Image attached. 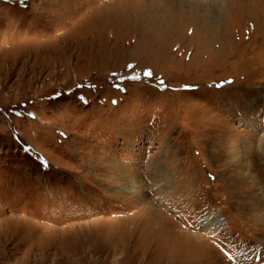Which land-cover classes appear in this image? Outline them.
I'll return each mask as SVG.
<instances>
[{
    "label": "rangeland",
    "instance_id": "374dc122",
    "mask_svg": "<svg viewBox=\"0 0 264 264\" xmlns=\"http://www.w3.org/2000/svg\"><path fill=\"white\" fill-rule=\"evenodd\" d=\"M0 264H264V0H0Z\"/></svg>",
    "mask_w": 264,
    "mask_h": 264
},
{
    "label": "bare ground",
    "instance_id": "6f19581e",
    "mask_svg": "<svg viewBox=\"0 0 264 264\" xmlns=\"http://www.w3.org/2000/svg\"><path fill=\"white\" fill-rule=\"evenodd\" d=\"M207 221H209V222H212V221H215V222H217V224L219 225V226H217V228H216V230H219L220 228H222V223H221V221L218 219V216L217 215H215V214H211V215H209L207 218ZM221 223V224H220Z\"/></svg>",
    "mask_w": 264,
    "mask_h": 264
},
{
    "label": "snow or ice",
    "instance_id": "6c2138e0",
    "mask_svg": "<svg viewBox=\"0 0 264 264\" xmlns=\"http://www.w3.org/2000/svg\"><path fill=\"white\" fill-rule=\"evenodd\" d=\"M78 87H80L79 85H78ZM90 87H92V88H94L95 87V85H90ZM117 90H119V89H117ZM126 91V90H125ZM83 99V98H82ZM115 102V101H114ZM16 116H22L23 115V113L22 112H20V111H15V113H14ZM29 115L30 116H33L34 114H32V113H29ZM46 166V165H45Z\"/></svg>",
    "mask_w": 264,
    "mask_h": 264
}]
</instances>
